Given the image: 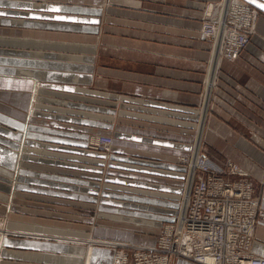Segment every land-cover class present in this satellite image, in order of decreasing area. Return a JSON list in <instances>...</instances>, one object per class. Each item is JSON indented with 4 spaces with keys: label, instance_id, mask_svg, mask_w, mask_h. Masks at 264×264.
<instances>
[{
    "label": "crops",
    "instance_id": "1",
    "mask_svg": "<svg viewBox=\"0 0 264 264\" xmlns=\"http://www.w3.org/2000/svg\"><path fill=\"white\" fill-rule=\"evenodd\" d=\"M211 1L0 0V200L11 210L0 264H87L91 247V264H108L113 250L95 239L154 245L179 208L180 158L200 121L199 150L204 140L213 162L248 170L264 208V0H243L257 22L236 60L211 58ZM90 134L113 137L109 162ZM112 164L125 186L96 198ZM252 251L264 257L263 221Z\"/></svg>",
    "mask_w": 264,
    "mask_h": 264
},
{
    "label": "built area",
    "instance_id": "2",
    "mask_svg": "<svg viewBox=\"0 0 264 264\" xmlns=\"http://www.w3.org/2000/svg\"><path fill=\"white\" fill-rule=\"evenodd\" d=\"M213 5L207 8L202 27L205 38L212 42L211 58L236 60L255 32L257 11L243 0H221ZM113 142L112 136L100 134L89 137L87 146L109 154ZM193 154V159L186 155L180 160L186 174L177 213L164 226L154 247L137 250L134 264H171L173 257L198 264H264V257L252 251L253 230L264 221V209L245 178L246 172L229 161L228 168L236 177H225V166L201 150ZM210 258L217 263H211ZM127 261L132 264L129 258Z\"/></svg>",
    "mask_w": 264,
    "mask_h": 264
},
{
    "label": "rangeland",
    "instance_id": "3",
    "mask_svg": "<svg viewBox=\"0 0 264 264\" xmlns=\"http://www.w3.org/2000/svg\"><path fill=\"white\" fill-rule=\"evenodd\" d=\"M111 1L112 0H104L103 4L105 5V7H108L112 3ZM220 1L221 0L208 2L207 5H206V8H205V12H206L207 8L210 6V4H216V3H219ZM205 12H204V14H205ZM202 27H203V24H202ZM208 41L210 42V45H211V50L210 51H211V54H212V42L210 40H208ZM206 82H207V78H206ZM202 108H203V106L201 105V106H199L198 110H202ZM196 126H197V124H196ZM203 126L204 125L202 124V121H200L199 124H198V128L196 130V135H195V137L193 136L192 148H194V149L191 150V153L190 154H188V156H190V158H192V159H193V156H194L193 151L199 150V148H200V142H201V139H202V136H201V133L202 132L201 131L203 129L202 128ZM197 132H198V134H197ZM95 135H100V134H90L89 137H92V136H95ZM87 141H88V139H87ZM200 150H201V153H204L203 152L204 151V140L202 142V145H201V149ZM21 152H22V150H21ZM112 152H113V145H112V149H111L110 153L109 154H105V157L102 158V159L105 162H109L111 160ZM183 156H186V155H183ZM183 156H181V158ZM181 158H180V160H181ZM228 162L229 161H227L224 164H222V166H225L224 176L225 177H228V178L229 177H231V178L232 177H236V175H232L231 169L228 168V165H227ZM238 165L240 167H242L240 164H238ZM115 166H116L115 164H112L110 173L107 172L108 166H105L106 169L103 171V173L99 174L102 177H104V179L97 180V181L102 182V180H105L106 177H109L111 180L107 181L106 184L102 183V185L101 184H98V185H95L94 186V190L96 192L95 193V197L96 198H103L105 200H108V199L115 200V199H117L116 194H118V192L121 193V190L120 189L123 186H125V185L122 182L119 183V182L116 181L117 178H118V176L120 177V175H119L120 172H118L119 169L116 168ZM242 169L246 172V177L245 178L248 180V182H250L253 185L255 197L260 201L259 196H257V194H256V187H255L254 182H253V180L251 178V175L249 174L248 170H246L243 167H242ZM18 172H19V169L15 170V173L16 174ZM185 174H186V172H185ZM19 175H20V173H18V176ZM120 180H124V178L123 177H120ZM239 180H242V179L239 178ZM103 182H105V181H103ZM16 189H17L16 188V185H14V187L12 186L11 198L15 196L16 191H17ZM14 198H16V196ZM96 200H97V203L100 201V199H96ZM5 203L6 202H3V201L0 200V230H2V231H0V246H2L3 239L7 235H9L11 233V231L8 229V223H9V218H10V212H11V210H10V208H7V204H5ZM10 203H12V201ZM97 205L99 206V203ZM9 206H10V204H9ZM97 207H95V208H89V210H91L92 212H97ZM260 207L262 209H264L261 206V202H260ZM119 210H121V209H119ZM90 217L94 220V216L93 215H91ZM82 219L83 218H77V220L80 221V222H82ZM96 220L97 219H95V221ZM77 223H79V222H77ZM167 223L168 222H166L163 225L161 231L158 233V237L161 234L162 230L164 229V226ZM158 237H157V239H158ZM89 242H90V240L85 241L86 246H89V244H90ZM95 242L97 244H100L99 246H104V247L106 246V247H109V248H111L113 250V254L112 253L110 254V262L108 264H116L117 255L120 254V253L127 254L128 255V258H129V262H131L132 264H134V260H135L134 259V256H135V253L137 252L138 249L139 250H143V251H148L147 249H149L150 247H154L155 244H156V242L154 243V245H150V244L146 245L145 243H131V242L123 243V242H118V241H114V240H111L110 241L109 239H100V240H98V239L96 240L95 239ZM94 252H95V250H93L92 247H91L90 248V253H89V256H88V263L87 264H91L92 257L94 256ZM122 254L119 255V257H122ZM0 255H1V253H0ZM0 260H1V258H0ZM171 264H172V262H171Z\"/></svg>",
    "mask_w": 264,
    "mask_h": 264
},
{
    "label": "bare ground",
    "instance_id": "4",
    "mask_svg": "<svg viewBox=\"0 0 264 264\" xmlns=\"http://www.w3.org/2000/svg\"><path fill=\"white\" fill-rule=\"evenodd\" d=\"M214 7V5H210V8ZM215 17H219V14L216 12V16ZM218 58V57H217ZM200 155V154H199ZM199 156L196 157L195 159V162H196V165L199 166ZM241 171H244V170H241ZM191 173H192V170H191ZM264 222V221H263ZM2 231V230H0ZM253 240H254V230H253ZM122 253L118 254L117 255V258H116V264H127L128 263V255L127 254H122V257H119V255H121ZM255 254V253H254ZM210 262L211 263H217L216 259H213V258H210Z\"/></svg>",
    "mask_w": 264,
    "mask_h": 264
}]
</instances>
